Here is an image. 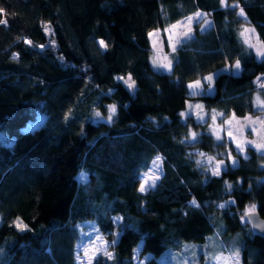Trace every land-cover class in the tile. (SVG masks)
<instances>
[{
  "label": "trees",
  "instance_id": "trees-1",
  "mask_svg": "<svg viewBox=\"0 0 264 264\" xmlns=\"http://www.w3.org/2000/svg\"><path fill=\"white\" fill-rule=\"evenodd\" d=\"M195 12L210 26L194 28L160 70L148 32ZM217 68L211 93H189ZM259 75L264 0H0V132L13 138L0 144V264H77L91 225L108 253L91 264H132L139 243L145 264H161L164 250L213 233L238 237L240 264H264V237L236 213L253 203L264 218V151L247 146L242 157L182 116L194 99L223 117L253 115ZM220 151L236 162L207 171ZM155 155L161 175L141 193Z\"/></svg>",
  "mask_w": 264,
  "mask_h": 264
},
{
  "label": "rangeland",
  "instance_id": "rangeland-1",
  "mask_svg": "<svg viewBox=\"0 0 264 264\" xmlns=\"http://www.w3.org/2000/svg\"><path fill=\"white\" fill-rule=\"evenodd\" d=\"M209 14L203 12H195L193 14L182 17L175 23L164 29H151L148 32L151 49L154 53V63L160 70L168 72L171 69L168 52L182 45L193 32L194 28L202 29L210 26ZM244 42L256 57L263 54V48L256 38V35L249 27H244L242 31ZM100 46L103 44L99 41ZM225 69L230 72H237L236 62H226ZM220 68L214 69L203 75L200 79L189 81L187 89L191 94H209L213 91V77L218 73ZM127 85H130L126 78L123 79ZM258 88H264V79L259 75L255 80ZM132 92L133 88L127 86ZM253 107L256 111L253 115L237 117L230 114L223 117L211 107L203 108L199 100H191L186 102V109L182 112V116L192 114L194 118L200 122L206 123V132L216 142L228 141L238 153L245 156V148L250 146L258 153L264 151V96L253 94ZM197 135L192 133L190 139ZM13 138L0 132V144L10 145ZM219 155V156H217ZM161 158L155 155L146 171L140 173L139 184L137 190L145 192L154 187L161 175ZM225 162L233 165L236 161L227 151H220L211 158L210 162H206V170L211 173L218 174L225 167ZM264 166V162L260 163ZM77 180L85 181L83 175L78 174ZM238 182H226L225 189L229 191L233 187H237ZM240 223L249 227L244 221L246 212L254 211V204L247 203L243 209L236 210ZM246 231V230H245ZM251 232V231H250ZM240 241L235 235L219 236L216 233L208 235L202 242H185L182 243L178 250L166 249L157 256V260L161 264H240L238 246ZM140 243L133 252L132 264H145V259L149 255L137 256ZM98 254L108 255L106 252V243L99 237L97 230L92 225L85 230L84 243L78 245L76 252L77 264H91L92 259Z\"/></svg>",
  "mask_w": 264,
  "mask_h": 264
},
{
  "label": "water",
  "instance_id": "water-1",
  "mask_svg": "<svg viewBox=\"0 0 264 264\" xmlns=\"http://www.w3.org/2000/svg\"><path fill=\"white\" fill-rule=\"evenodd\" d=\"M244 221L252 234L264 237V218L260 217L256 211L246 212Z\"/></svg>",
  "mask_w": 264,
  "mask_h": 264
}]
</instances>
